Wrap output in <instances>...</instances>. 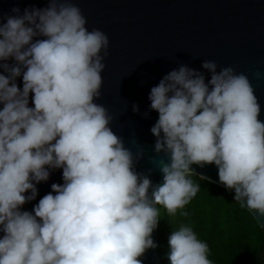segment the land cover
Segmentation results:
<instances>
[{
	"label": "clouds",
	"instance_id": "clouds-1",
	"mask_svg": "<svg viewBox=\"0 0 264 264\" xmlns=\"http://www.w3.org/2000/svg\"><path fill=\"white\" fill-rule=\"evenodd\" d=\"M11 12L0 13V264H143L157 247L159 208L175 217L200 191L192 165H215L234 201L264 219V121L246 74L204 60L207 82L181 65L151 88L162 175L153 184L151 170L136 171L144 148L136 140L135 151L126 146L96 102L108 35L87 27L76 0ZM57 169L63 183L22 210ZM168 244L170 264H212L191 226L173 230Z\"/></svg>",
	"mask_w": 264,
	"mask_h": 264
},
{
	"label": "water",
	"instance_id": "water-1",
	"mask_svg": "<svg viewBox=\"0 0 264 264\" xmlns=\"http://www.w3.org/2000/svg\"><path fill=\"white\" fill-rule=\"evenodd\" d=\"M76 2L87 18V27L99 28L109 38L102 98L96 102L104 104L114 117L113 131L126 146L135 151L132 141L136 140L144 148L136 171L147 174L151 170L153 184L162 183V175L155 167L158 158L154 157L155 138L150 132L158 113L150 110L148 96L170 71L187 65L203 72L207 82L210 74L201 67L204 60L215 61L218 70L233 66L251 80L261 105L259 119L264 121V0ZM33 7H47V0H0V13L5 16L11 15L13 8H19L22 14L25 8ZM16 83L22 88V77ZM134 104L138 105L135 113ZM192 168L197 176L224 187L215 165ZM53 183H63L62 170L51 171L47 182L37 184L36 199L23 205L22 210L30 212L51 191ZM250 214L264 229V219ZM152 239L156 244V229ZM141 259L143 264H161L157 247L147 250Z\"/></svg>",
	"mask_w": 264,
	"mask_h": 264
},
{
	"label": "trees",
	"instance_id": "trees-1",
	"mask_svg": "<svg viewBox=\"0 0 264 264\" xmlns=\"http://www.w3.org/2000/svg\"><path fill=\"white\" fill-rule=\"evenodd\" d=\"M192 176L200 191L175 217L159 208L156 245L161 264H170L168 239L181 224L191 226L209 246L212 264H264V229L234 201V192ZM187 213L186 216L180 212Z\"/></svg>",
	"mask_w": 264,
	"mask_h": 264
}]
</instances>
